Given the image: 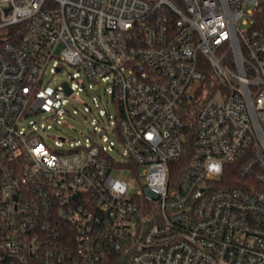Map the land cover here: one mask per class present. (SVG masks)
Listing matches in <instances>:
<instances>
[{
  "label": "built area",
  "instance_id": "1",
  "mask_svg": "<svg viewBox=\"0 0 264 264\" xmlns=\"http://www.w3.org/2000/svg\"><path fill=\"white\" fill-rule=\"evenodd\" d=\"M0 264H264V0H0Z\"/></svg>",
  "mask_w": 264,
  "mask_h": 264
},
{
  "label": "rangeland",
  "instance_id": "2",
  "mask_svg": "<svg viewBox=\"0 0 264 264\" xmlns=\"http://www.w3.org/2000/svg\"><path fill=\"white\" fill-rule=\"evenodd\" d=\"M73 71L74 68L69 65L56 73H51L49 70H47L45 74L46 89L53 90L61 83V81L68 79ZM91 93L93 95L100 94L102 97H104V86L99 84L97 89L91 90ZM85 102L92 104L90 94H82L81 96L72 95L69 97L66 107L70 114L66 115L65 123L62 124L60 128H54L51 130V136L49 137L51 143H53L56 137L61 134H64L68 139L66 145H69L70 142H76L78 140L85 139V134L89 133L91 130L90 121L93 117L91 112H88L87 115L84 114ZM121 176L125 177L123 173Z\"/></svg>",
  "mask_w": 264,
  "mask_h": 264
},
{
  "label": "trees",
  "instance_id": "3",
  "mask_svg": "<svg viewBox=\"0 0 264 264\" xmlns=\"http://www.w3.org/2000/svg\"><path fill=\"white\" fill-rule=\"evenodd\" d=\"M237 167L235 168V166L231 169L230 173L234 174V172H236Z\"/></svg>",
  "mask_w": 264,
  "mask_h": 264
},
{
  "label": "water",
  "instance_id": "4",
  "mask_svg": "<svg viewBox=\"0 0 264 264\" xmlns=\"http://www.w3.org/2000/svg\"><path fill=\"white\" fill-rule=\"evenodd\" d=\"M65 86H66V84H65ZM71 92V90L70 89H67V93H70Z\"/></svg>",
  "mask_w": 264,
  "mask_h": 264
}]
</instances>
